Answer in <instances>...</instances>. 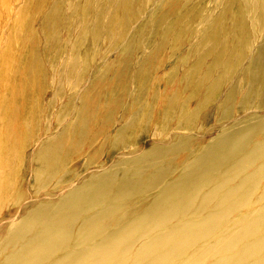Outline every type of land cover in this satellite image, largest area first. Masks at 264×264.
<instances>
[{
	"label": "bare ground",
	"instance_id": "6f19581e",
	"mask_svg": "<svg viewBox=\"0 0 264 264\" xmlns=\"http://www.w3.org/2000/svg\"><path fill=\"white\" fill-rule=\"evenodd\" d=\"M190 1L163 0L167 3L165 15L151 16L147 15L146 5L155 4V0H118L117 13L120 19L129 18L130 13L137 17L145 13L141 27L144 31L164 30L176 33L179 38L184 30L193 26L184 22L188 14L198 13L195 7L186 9ZM132 4H136L135 10ZM46 5L48 3L39 4L38 8ZM6 7L0 0V20L6 14ZM31 9L22 11L14 25H26ZM168 19L171 22L166 23ZM216 20L238 35L237 56L232 58V63L240 68L243 101L240 106L236 103L237 81L221 93L224 86L221 80L214 86L207 84L208 75L205 81L194 80L190 103L196 106L195 115L191 123L184 124L183 130L193 127L199 136L203 133L200 120L204 123L220 120L223 126L211 131L207 128L213 123L207 127L203 124L206 130L203 137L181 141L184 153L176 165L175 177L165 179L160 172H143L140 179L126 181L115 198L116 203L131 202L158 185L161 188L136 213L126 212L120 220L128 218L123 225L115 226L119 221L109 220L111 208L90 214L106 203L114 175L102 181L82 183L50 204H32L14 227H1L0 254L6 247L14 256L2 258L0 264H264V114H249L236 123L230 121L234 107L236 113L264 107V39L244 62L245 53L253 49V44L264 33V0H226ZM61 23L60 14L46 19L43 26L46 35L53 34ZM133 47L131 44L125 49L122 60L131 56ZM16 53L21 51L15 43L6 45L0 53V91L11 77L17 78L28 71L32 85L18 91L20 108L25 112L24 123L17 125L8 120L4 125L0 118L1 215L8 200L22 201L17 187L23 178L32 174L34 179L43 182L51 168L70 158L74 148L67 147L66 139L71 138L73 144H77L79 138L93 141L98 131L95 133L91 125L97 123L100 129L109 130L116 112L124 107L123 97L117 92L121 81L111 83L92 98L82 96L79 106L69 105L75 124L67 137L43 141L34 159V172L28 173L25 167L22 171V157L34 138L32 122L37 120V112L42 107L39 96L49 73L37 50L30 59L22 58L20 66L11 70L9 61ZM125 71L130 72L128 61ZM130 80L139 90L140 81L135 76L129 77ZM175 103L162 99L166 108ZM12 105V101L0 102V115L9 114ZM183 109L178 107L175 115L181 117ZM160 110L158 107L157 112ZM202 139L198 156L192 158L186 148L190 149L194 141ZM4 145L12 148V162L2 156ZM148 153L154 161L166 157L158 146L150 147ZM25 223H30L33 237L29 236ZM108 228L112 229L111 234L106 235Z\"/></svg>",
	"mask_w": 264,
	"mask_h": 264
},
{
	"label": "rangeland",
	"instance_id": "374dc122",
	"mask_svg": "<svg viewBox=\"0 0 264 264\" xmlns=\"http://www.w3.org/2000/svg\"><path fill=\"white\" fill-rule=\"evenodd\" d=\"M2 3H6L7 7L0 20V53L6 45L14 43L21 51L10 59L11 70L20 66L22 58L30 59L33 51L37 50L49 73L43 91L39 93L42 107L37 112V120L32 122L34 138L22 157V171L25 167L28 173L34 172V159L43 141L67 137L75 124L69 105L73 108L79 106L82 96L92 98L111 83L121 81L117 92L123 97L124 107L116 112L109 130L104 131L105 127L100 129L97 123L91 125L95 133L98 131L93 141L79 138L77 144H73L71 138L66 139L67 147L74 148L72 155L51 168L43 182L34 179L32 174L23 178L17 187L23 199L21 202L8 200L0 214V229L3 226L14 227L34 203L50 204L82 183L102 181L109 175H114L115 179L106 203L97 206L90 214L111 208L109 220L119 221L115 226L123 225L128 218L120 220L126 212L136 213L161 188L158 185L145 196H136L131 202L116 203L115 198L123 184L130 179H140L143 172H160L165 179L175 177L178 174L176 165L184 153L181 141L194 136L203 137L206 132L203 124L207 127L213 123L207 128L211 131L224 124L220 120L208 123L200 120L203 133L199 136L193 127L183 130L184 124L191 123L195 115L196 106L190 103L193 98L192 81H205V75H208L207 84L214 86L221 80L224 83L221 93L237 81L236 103L240 106L243 101L240 68L232 63V58L237 56L235 43L239 38L216 20L223 12L226 0L190 1L186 9L195 7L198 13L196 15L191 11L188 14L184 22L193 26L184 30L179 38L176 33L164 30L144 31L141 27L145 23V13L137 14L138 17L130 13L129 18L120 19L118 0H2ZM44 3L48 6L38 8ZM166 5L163 0L148 3L147 15H165ZM29 7L32 9L27 14L26 25H14L21 12ZM134 7L136 4L132 6L135 10ZM57 14L62 18L61 25L53 34L46 35L43 27L46 19H52ZM169 22L170 19L166 20V23ZM200 25L204 27L199 29ZM263 39L264 33L253 44V49L245 53V63L250 58V52L257 50ZM131 44L134 46L131 56L122 60V54ZM126 61L130 72L125 71ZM132 76L140 81L139 90L133 80L128 81ZM31 85L28 71L17 78L11 77L3 87L5 89L0 91V102L12 101L13 104L9 114L0 115L4 125L9 122L17 125L24 123L25 112L20 108L18 91ZM179 91L183 93L180 95ZM162 99L177 103L166 108ZM158 107L161 108L159 112ZM178 107L185 108L181 117L174 113ZM236 110L234 107L231 123L249 114H264V107L237 113ZM203 140L194 141L190 149L186 148L192 158L198 156ZM152 146L161 147L166 157L154 161L148 153ZM2 156L12 162L11 146H2ZM25 225L29 236L33 237L30 223ZM111 230L108 228L106 235L111 234ZM13 256V252L5 247L0 261Z\"/></svg>",
	"mask_w": 264,
	"mask_h": 264
}]
</instances>
